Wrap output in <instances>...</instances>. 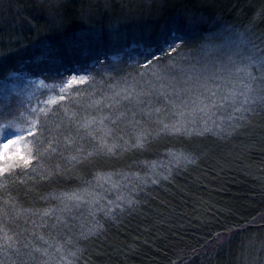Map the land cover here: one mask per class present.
Masks as SVG:
<instances>
[{
  "label": "snow or ice",
  "instance_id": "obj_1",
  "mask_svg": "<svg viewBox=\"0 0 264 264\" xmlns=\"http://www.w3.org/2000/svg\"><path fill=\"white\" fill-rule=\"evenodd\" d=\"M260 14L264 15V9ZM190 28L191 21L181 19L155 37L139 34L130 38L119 25H111L106 36L84 30L63 42L64 48L91 59L92 65L77 62L76 67L66 66L62 48L55 43L41 44L27 65L22 59L12 62V53L18 49L0 54V180L6 182L21 174L49 180L69 167L94 165L98 159L127 148H141L152 139L153 131L190 139L242 136L264 145V122L256 120L261 117L264 121V37H258L257 43L250 33L225 28L219 34L221 42L212 45L211 50L202 45L185 56L178 49L187 43ZM112 50L126 57L119 67L104 65ZM157 53L169 63L162 64ZM172 53H177L180 60ZM96 65L117 74L133 65L144 71L137 72L131 80L127 75L120 76L107 93L88 97L86 104L65 95L64 87L58 94L42 98L44 94L24 96L8 86L29 76L58 78L68 86L91 85L96 82L92 75ZM49 91L55 92V86ZM164 114L165 119L171 117L168 122L161 119ZM148 123L155 128L146 129ZM127 129H131L134 143L123 139L129 134ZM28 137L32 151L14 154L12 149ZM208 151L189 143L164 153L166 164L145 165L155 169L151 175L114 173L98 179L95 186L89 184L79 192L56 197L61 206L43 212L39 226L45 227V219H54L55 224L46 227L63 229L65 235L59 243H50L34 233L39 247L22 240L21 233L8 227L15 206L5 201L0 214L9 219L0 220V264H73L84 251L80 245L101 236L108 221L131 211L144 188L196 165ZM46 160L55 163L46 166ZM4 186L0 183V187ZM84 207L89 209L87 218L71 215ZM261 252L264 243L254 257H244L245 264H264Z\"/></svg>",
  "mask_w": 264,
  "mask_h": 264
},
{
  "label": "trees",
  "instance_id": "obj_2",
  "mask_svg": "<svg viewBox=\"0 0 264 264\" xmlns=\"http://www.w3.org/2000/svg\"><path fill=\"white\" fill-rule=\"evenodd\" d=\"M262 9L264 0H0V54L18 49L12 53V62L22 59L27 65L41 44L55 43L62 48L66 66L76 67L77 62L92 65L91 59L64 48L63 42L84 30L106 36L111 25H119L130 38L139 34L155 37L173 22L185 19L191 21V28L187 43L178 52L190 56L202 45L211 50L219 44V34L225 28L250 33L259 43L257 38L264 37ZM157 54L162 64L169 63L163 54ZM172 56L180 60L177 53ZM123 59L126 57L120 51L112 50L104 65L119 67ZM139 71L144 70L133 65L117 74L96 65L92 72L96 82L91 85L68 86L58 78L29 76L13 82L11 88L24 96L34 93L46 98L64 87L65 95L86 104L88 97L107 93L120 76L131 80ZM53 86L55 92H50ZM95 99H100L99 95ZM165 115L161 119L168 122L171 117L165 119ZM256 120L264 122L261 117ZM145 128L152 130L155 125L148 123ZM127 132L123 139L134 143L131 129ZM189 143L209 150L208 155L196 165L173 172L167 180L144 188L131 211L108 221L101 236L80 245L84 251L73 264H245L244 257H254L264 243V145L247 137L190 139L153 131L152 139L141 148H127L98 159L94 165L69 167L49 180L22 174L6 182L0 180L5 185L0 187V209L5 201L15 206L8 227L21 233L22 240L39 247L34 233L59 243L65 235L63 229L46 227L55 224L54 219H45V227L39 226L43 212L61 206L56 197L79 192L89 184L95 186L98 179L114 173L151 175L155 169L145 165L166 164L164 153ZM12 151L27 155L32 151L31 138ZM44 163L51 166L55 161ZM88 211L84 207L71 215L87 218ZM3 219L9 217L0 214Z\"/></svg>",
  "mask_w": 264,
  "mask_h": 264
},
{
  "label": "rangeland",
  "instance_id": "obj_3",
  "mask_svg": "<svg viewBox=\"0 0 264 264\" xmlns=\"http://www.w3.org/2000/svg\"><path fill=\"white\" fill-rule=\"evenodd\" d=\"M173 1H176V0H173ZM171 26V25H170ZM162 31V30H161ZM144 32H146V31H144ZM13 85H15V84H13V83H10V88H11V86H13Z\"/></svg>",
  "mask_w": 264,
  "mask_h": 264
}]
</instances>
